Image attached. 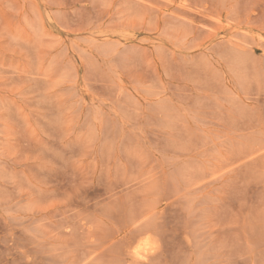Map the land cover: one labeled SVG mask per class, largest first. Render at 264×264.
Returning a JSON list of instances; mask_svg holds the SVG:
<instances>
[{
    "label": "rangeland",
    "instance_id": "obj_1",
    "mask_svg": "<svg viewBox=\"0 0 264 264\" xmlns=\"http://www.w3.org/2000/svg\"><path fill=\"white\" fill-rule=\"evenodd\" d=\"M0 264H264V0H0Z\"/></svg>",
    "mask_w": 264,
    "mask_h": 264
},
{
    "label": "bare ground",
    "instance_id": "obj_2",
    "mask_svg": "<svg viewBox=\"0 0 264 264\" xmlns=\"http://www.w3.org/2000/svg\"><path fill=\"white\" fill-rule=\"evenodd\" d=\"M142 246H143V245H142ZM134 252H135V251H134ZM148 253H149V252H148ZM148 253H147V254H148ZM149 254H150V253H149ZM132 255H133V254H132ZM133 256H134V255H133Z\"/></svg>",
    "mask_w": 264,
    "mask_h": 264
}]
</instances>
